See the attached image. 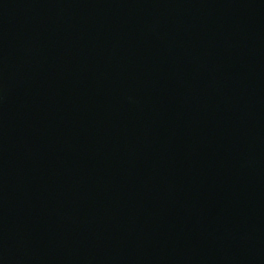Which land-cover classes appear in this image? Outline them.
<instances>
[{
  "label": "water",
  "instance_id": "95a60500",
  "mask_svg": "<svg viewBox=\"0 0 264 264\" xmlns=\"http://www.w3.org/2000/svg\"><path fill=\"white\" fill-rule=\"evenodd\" d=\"M0 264H264V0H0Z\"/></svg>",
  "mask_w": 264,
  "mask_h": 264
}]
</instances>
